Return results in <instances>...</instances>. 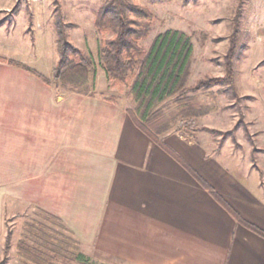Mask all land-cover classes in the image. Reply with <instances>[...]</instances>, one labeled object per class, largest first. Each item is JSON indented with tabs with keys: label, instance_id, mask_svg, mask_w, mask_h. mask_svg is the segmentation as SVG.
<instances>
[{
	"label": "crops",
	"instance_id": "1",
	"mask_svg": "<svg viewBox=\"0 0 264 264\" xmlns=\"http://www.w3.org/2000/svg\"><path fill=\"white\" fill-rule=\"evenodd\" d=\"M3 1L7 12L16 2ZM23 38L0 24V55L46 75L29 56L52 64L56 53L48 60L44 41L32 53L36 45ZM96 94L57 89L0 62V258L6 221L21 204L59 217L85 247L117 264H264V237L210 191L264 230V92L251 94L246 111L255 159L249 140L242 162L217 147L210 152L201 138L164 134L210 189L142 131L124 104Z\"/></svg>",
	"mask_w": 264,
	"mask_h": 264
},
{
	"label": "rangeland",
	"instance_id": "2",
	"mask_svg": "<svg viewBox=\"0 0 264 264\" xmlns=\"http://www.w3.org/2000/svg\"><path fill=\"white\" fill-rule=\"evenodd\" d=\"M106 1L16 0L9 7L8 12L0 10V24L3 25V29L6 32L24 36V42H29L30 45L34 43L33 45L36 46L34 48L30 47V50H33L30 52H37V49L41 48L44 41L49 49L46 54L47 59L50 60L52 58L51 52L54 51L56 53V60L52 64L50 62L41 63V59L38 56H29L28 59L30 61L33 59L34 62L35 60L38 61L39 67L36 66V68L42 67L41 64L44 65L42 72L46 73V75L48 74L47 78L51 79L53 73H48L49 69L50 67L53 69L59 58L57 34L54 28V23L59 15L68 24L71 42L89 53L95 61V71L89 77L90 88L107 97H116L124 104L128 113V109H135L136 107L132 95L129 94V86H124L122 89L114 87L105 71L103 61L99 57V47L102 45L103 39L111 37L110 33L102 34L97 31L94 25L96 12ZM126 1L145 6L156 16L149 23L150 31L148 36L140 42L145 49L148 50L151 47L154 39L159 34L171 29L182 31L191 38L193 53L187 79L188 86L196 84L198 80L204 77L220 78L226 75L222 63H224V56L230 45V37L235 29V20L238 18L237 51L234 57L236 69L235 89L228 82H224L207 89L188 93V96L192 98V104L210 108V111L198 116L194 120V124L199 127L206 126L220 131H228L238 123V128L234 134L222 138L221 135L213 136L209 132L199 131L190 136H183L181 130L184 128L180 129L181 118L178 117L182 106L176 102V98H168L156 109L161 112L158 120L161 123L172 117L175 118L174 126L165 132V135L178 134L189 140L201 138L203 142L209 145L210 152H214L217 147V150H220L226 156L230 154L238 155L236 157L237 160L242 159V162L245 152L248 151L247 142L249 140L254 147L252 154L253 159H255L258 149L254 140L255 133L251 128L246 111L251 103V94L262 96L264 92V0ZM19 10H23L24 12L21 13L24 14L16 17ZM239 11L240 14L238 15ZM37 14L38 18L35 16ZM6 19H9L11 23H5ZM141 22L143 24L148 23L147 20H142ZM11 50H5L4 52L10 54ZM16 55L22 59V53H16ZM0 57L23 63L14 57H6L4 55H0ZM23 64L32 68L26 63ZM18 68L25 70L22 67ZM138 71L137 69L135 74ZM50 86L57 88L55 84ZM149 123L151 122L147 120L145 125L149 127ZM164 134L158 136L160 140L164 138ZM221 140L222 142L220 143ZM42 211L45 210L15 204L12 215L6 221L5 237L10 233L11 238L7 249H5V243L4 253L0 258L1 264H6L8 261H11L9 264H24L23 258L19 254L21 242L24 241L30 246L35 245V241L31 239V236L27 239V236L25 237L27 235L26 223L28 222H34L33 228L40 227V223H43L51 229L58 230L60 234L70 236L67 231L60 229L59 226L45 221L42 218ZM16 212L19 213L16 214ZM57 236L60 237L59 234ZM71 236L75 237L74 234ZM75 239L81 244V251L90 264H117L112 257L103 255L93 247H85L79 239ZM51 248L52 245H49L48 249L50 250ZM65 257V259L56 258L53 263L77 264L71 259V255L66 254Z\"/></svg>",
	"mask_w": 264,
	"mask_h": 264
},
{
	"label": "trees",
	"instance_id": "3",
	"mask_svg": "<svg viewBox=\"0 0 264 264\" xmlns=\"http://www.w3.org/2000/svg\"><path fill=\"white\" fill-rule=\"evenodd\" d=\"M154 18L156 16L145 6L129 3L126 0H107L96 12L94 21L97 31L102 34H111L110 38L103 39L102 45L99 47V57L103 61L105 71L114 87L122 89L124 86H129V94L132 95L136 107L128 109V114L138 127L188 169L201 185L210 189V185L189 164L159 139V135L174 126L175 118L172 117L161 123L158 121L161 112L156 107L168 98H176V102L182 106L178 117L181 118L180 129L184 128L181 130L183 136H190L199 131L209 132L213 136L221 135L222 138L234 134L238 123L228 131H220L206 126L199 127L194 124V120L210 111V108L192 104V98L188 96V93L224 82H228L235 89L234 57L237 51L236 36L239 20L238 18L235 20V29L230 37V45L224 56V63H222L226 75L220 78L204 77L196 84L188 86L187 79L193 53L191 38L182 31L171 29L159 34L151 47L148 50L145 49L140 42L148 36L149 23ZM142 20H147L148 23L143 24ZM54 28L57 34L59 58L53 66L51 79L21 62L3 57H0V61L22 67L48 85L55 84L57 88L95 97L96 92L89 86L90 74L95 71V61L89 53L71 42L68 24L59 15L54 23ZM137 69L139 71L135 74ZM105 99L112 102L117 101L114 96H106ZM147 120L151 122L149 127L145 125ZM210 191L240 223L264 237L263 229L245 221L220 195L212 189ZM41 213H43L42 218L45 221L59 226L70 236L60 234L58 230L51 229L43 223L38 224L40 227L35 228H33L34 222L26 223L27 235L25 237L27 236V239L31 236L35 245L30 246L24 241L21 242L19 254L22 256L24 264H54V259H65L66 254L71 255V259L77 264H90L81 251L79 241L71 236L72 230L65 226L59 217L45 211ZM10 238L11 234L8 233L5 249L9 246ZM49 245H52L50 250L48 249Z\"/></svg>",
	"mask_w": 264,
	"mask_h": 264
}]
</instances>
